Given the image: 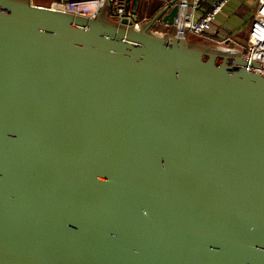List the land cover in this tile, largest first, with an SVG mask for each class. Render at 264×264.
<instances>
[{"label":"water","instance_id":"water-1","mask_svg":"<svg viewBox=\"0 0 264 264\" xmlns=\"http://www.w3.org/2000/svg\"><path fill=\"white\" fill-rule=\"evenodd\" d=\"M0 0V264H264V63Z\"/></svg>","mask_w":264,"mask_h":264},{"label":"built area","instance_id":"built-area-1","mask_svg":"<svg viewBox=\"0 0 264 264\" xmlns=\"http://www.w3.org/2000/svg\"><path fill=\"white\" fill-rule=\"evenodd\" d=\"M104 0H51L48 6L91 17ZM201 0H177L178 12L174 16L171 25L177 36L187 38L189 34L205 36L212 28L216 14L229 0H212L210 6L199 18H195L194 10L199 7ZM257 3L246 38V51L244 54L249 59H255L264 63V0H255ZM108 16L114 20L125 17L129 19L134 27L149 18L148 8L143 0H106ZM232 41L229 36L223 41ZM238 44V43H235ZM264 72V68L259 69Z\"/></svg>","mask_w":264,"mask_h":264},{"label":"crops","instance_id":"crops-1","mask_svg":"<svg viewBox=\"0 0 264 264\" xmlns=\"http://www.w3.org/2000/svg\"><path fill=\"white\" fill-rule=\"evenodd\" d=\"M35 4L49 5L51 0H31ZM169 0H143V4L148 8V16L151 17L161 4ZM212 0H201L199 7L194 10L195 18H199L202 13L210 6ZM257 3L255 0H229L224 7L216 14L212 28L203 37L206 43L216 45H226L239 48V44L246 42L248 30ZM152 29L159 32H169L172 34L171 25H166L163 21H157ZM196 35L189 34L188 39ZM229 36L235 41H223L224 37ZM199 37V36H198Z\"/></svg>","mask_w":264,"mask_h":264},{"label":"rangeland","instance_id":"rangeland-1","mask_svg":"<svg viewBox=\"0 0 264 264\" xmlns=\"http://www.w3.org/2000/svg\"><path fill=\"white\" fill-rule=\"evenodd\" d=\"M204 36H195V37H191V41H195V42H201V43H206L207 42V40H205L204 38H203ZM206 42H205V41ZM243 43H241V44H239V47H240V49L243 51V52H245L246 51V49H245V46H246V42L245 41H242ZM207 44H210V43H207ZM211 45H216V44H211Z\"/></svg>","mask_w":264,"mask_h":264}]
</instances>
